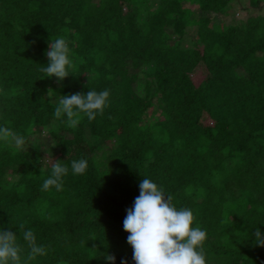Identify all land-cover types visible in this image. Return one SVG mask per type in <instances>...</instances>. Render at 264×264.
<instances>
[{
	"label": "trees",
	"instance_id": "16d2710c",
	"mask_svg": "<svg viewBox=\"0 0 264 264\" xmlns=\"http://www.w3.org/2000/svg\"><path fill=\"white\" fill-rule=\"evenodd\" d=\"M248 1L258 14L227 23L241 0H0V124L26 139L0 146V226L37 234L48 254L30 264H135L123 221L144 177L193 211L208 264H264L248 238L264 234V0ZM58 36L74 53L62 82L40 71ZM87 84L110 91L104 113L56 121L48 90ZM42 130L52 161L29 139ZM80 158L85 174L41 190L55 160Z\"/></svg>",
	"mask_w": 264,
	"mask_h": 264
},
{
	"label": "clouds",
	"instance_id": "9594fccd",
	"mask_svg": "<svg viewBox=\"0 0 264 264\" xmlns=\"http://www.w3.org/2000/svg\"><path fill=\"white\" fill-rule=\"evenodd\" d=\"M45 55L48 62L40 69L43 78H55L62 82L72 75L74 53L65 37L58 36L51 42L48 40ZM86 87L89 89L87 92L70 95H58L54 90H48V96L54 97L48 103L54 105L52 115L56 121L74 129L83 117L92 121L104 113L110 105V91H96L88 84ZM25 143L24 136L0 124V146L22 149ZM55 161L46 175V169L41 164V175H45L42 191H61L70 174L83 175L89 167L85 158L74 159L70 165ZM139 189V195L133 206L126 210L123 221V229L129 233L127 243L133 249L135 264H208L204 251L208 234L205 229L194 226L193 211L190 208L178 209L163 186L149 178L141 180ZM259 223H264V220ZM248 232V238L253 239L255 246L264 247V234L259 228L255 226ZM47 254V247L38 243L37 234L31 228L19 230L17 234L0 226V264H30V261ZM103 258L109 264H115V256L105 254ZM121 264L128 262L122 259Z\"/></svg>",
	"mask_w": 264,
	"mask_h": 264
},
{
	"label": "rangeland",
	"instance_id": "374dc122",
	"mask_svg": "<svg viewBox=\"0 0 264 264\" xmlns=\"http://www.w3.org/2000/svg\"><path fill=\"white\" fill-rule=\"evenodd\" d=\"M248 0H241V2L236 3L237 5L234 6L232 14H230V16H228L227 18H224L225 21L227 23L229 22H238L240 20H246L250 15H257L258 14V10H256V8H252L251 10H247L243 8V5H247L248 4ZM262 11L264 12V7L262 9ZM192 31H195V29L193 27H188L187 28V35L185 36L184 39V46H190L193 43V39L194 37V33H192ZM194 78L196 79V81L199 83L201 80H203L204 78V74L201 73L200 71L194 74ZM143 81H141L142 83ZM31 143L40 140L39 142H42L44 147H46V152L45 153V160L46 161H52V155L50 153V151H48L47 149H51L52 151H54V139L52 138V136L49 134V132L47 130H42L41 132H38L35 135H31L29 137ZM31 144L29 145L30 149ZM34 155L36 154V151L34 152V150H32V152Z\"/></svg>",
	"mask_w": 264,
	"mask_h": 264
}]
</instances>
